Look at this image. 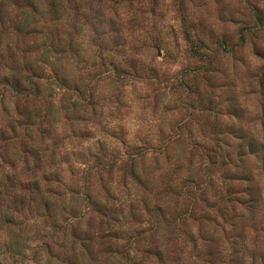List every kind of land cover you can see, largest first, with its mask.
Returning a JSON list of instances; mask_svg holds the SVG:
<instances>
[{"label":"rangeland","instance_id":"1","mask_svg":"<svg viewBox=\"0 0 264 264\" xmlns=\"http://www.w3.org/2000/svg\"><path fill=\"white\" fill-rule=\"evenodd\" d=\"M0 264H264V0H0Z\"/></svg>","mask_w":264,"mask_h":264},{"label":"trees","instance_id":"2","mask_svg":"<svg viewBox=\"0 0 264 264\" xmlns=\"http://www.w3.org/2000/svg\"><path fill=\"white\" fill-rule=\"evenodd\" d=\"M28 7H30L31 10L33 9V12L37 11V9H36V7H35L34 4L33 5H29ZM30 16L31 15L28 14V17H30ZM20 29H21V31H23V30L25 31V28L24 27H21V25H20ZM219 48H222L223 50H225V52H227L226 49H225V44L224 43H222ZM194 55L196 57L198 56L199 58L205 59V62L206 63H209L210 62V59L209 58L203 56V54H202L201 49H200L199 46H196V48L194 49ZM12 89H15V88H12Z\"/></svg>","mask_w":264,"mask_h":264}]
</instances>
